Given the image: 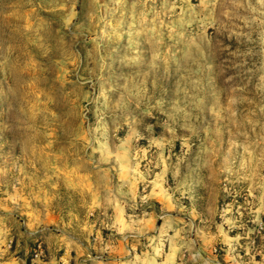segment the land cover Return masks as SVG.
<instances>
[{"label":"rangeland","instance_id":"1","mask_svg":"<svg viewBox=\"0 0 264 264\" xmlns=\"http://www.w3.org/2000/svg\"><path fill=\"white\" fill-rule=\"evenodd\" d=\"M131 261L264 264V0H0V264Z\"/></svg>","mask_w":264,"mask_h":264},{"label":"crops","instance_id":"2","mask_svg":"<svg viewBox=\"0 0 264 264\" xmlns=\"http://www.w3.org/2000/svg\"><path fill=\"white\" fill-rule=\"evenodd\" d=\"M121 244H122V242H121ZM109 264H117V263H115V262H110ZM125 264H129V263H125ZM130 264H133V262L131 261Z\"/></svg>","mask_w":264,"mask_h":264}]
</instances>
